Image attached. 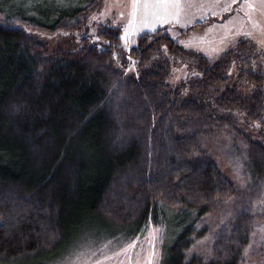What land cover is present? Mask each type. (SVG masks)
<instances>
[{
	"label": "trees",
	"instance_id": "16d2710c",
	"mask_svg": "<svg viewBox=\"0 0 264 264\" xmlns=\"http://www.w3.org/2000/svg\"><path fill=\"white\" fill-rule=\"evenodd\" d=\"M100 3L40 17L0 4V264H55L87 229L100 244L151 224L158 264H264V249L249 260L264 221L260 48L241 37L211 63L159 28L131 48L135 76L120 27L98 25L101 45L66 39ZM179 59L196 73L172 85Z\"/></svg>",
	"mask_w": 264,
	"mask_h": 264
},
{
	"label": "rangeland",
	"instance_id": "374dc122",
	"mask_svg": "<svg viewBox=\"0 0 264 264\" xmlns=\"http://www.w3.org/2000/svg\"><path fill=\"white\" fill-rule=\"evenodd\" d=\"M88 1L0 0V4L8 6V9L23 11L29 15L34 13L40 17L45 12L51 15L57 9L60 12L73 11ZM133 5L134 0H101L100 5L88 14L85 27L79 26L81 22H72L76 24L74 28L63 31L70 33L66 36L68 43L81 41L76 45L80 46L81 34H84L90 41L101 45L98 42L100 37L97 35V26L102 23L114 24L121 28L118 45L123 56L117 57V61L124 58L127 61L124 71L135 76L138 75L136 60L130 50L137 45L139 35L154 32L159 28L166 30L168 36L177 40L183 47L196 51L211 63L216 62L229 48L235 47L241 37L251 39L257 44L260 48L259 55L264 61V0H180L176 6H167L168 14L165 13L164 7L156 4V0H148L147 4L145 0H140L136 7ZM177 12H179L178 18ZM22 28L31 35L38 34L50 45L56 43L62 36L60 32L53 34L35 25ZM235 66L234 62L230 70L231 76L236 74ZM195 67V64L188 60H175L168 81L172 85H178L182 81L191 79L196 73ZM230 168V170H238L240 165H230ZM230 173L235 176L233 171ZM238 177L240 178L239 174ZM100 230L102 229L95 228L91 231L87 229L86 233L73 244L67 255L55 264L159 263L161 244L165 235V229L161 225H148L138 235L128 238L109 239L108 235H103V242L97 244V238H92L91 235L92 232ZM252 237L250 254L254 252V255H250L249 260L260 263L262 256L260 257L259 251L264 249V221L258 223V228ZM204 243L199 246H204ZM52 263L53 261H50L45 264Z\"/></svg>",
	"mask_w": 264,
	"mask_h": 264
},
{
	"label": "snow or ice",
	"instance_id": "6c2138e0",
	"mask_svg": "<svg viewBox=\"0 0 264 264\" xmlns=\"http://www.w3.org/2000/svg\"><path fill=\"white\" fill-rule=\"evenodd\" d=\"M139 2H140V0H134V5L133 6L136 7L139 4ZM147 3H148V0H145V4H147ZM179 3H180V0H156V4L157 5H160V6L165 8V13L166 14H168V12H167V6L168 5L176 6ZM176 15H177V18H178L179 12H177Z\"/></svg>",
	"mask_w": 264,
	"mask_h": 264
}]
</instances>
